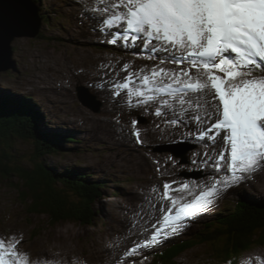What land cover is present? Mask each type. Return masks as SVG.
I'll return each mask as SVG.
<instances>
[{
	"label": "rangeland",
	"instance_id": "374dc122",
	"mask_svg": "<svg viewBox=\"0 0 264 264\" xmlns=\"http://www.w3.org/2000/svg\"><path fill=\"white\" fill-rule=\"evenodd\" d=\"M66 1V5L74 6V3L69 0H49V3L40 1L41 9L36 6L38 7L37 13L41 17L38 36H17L12 40V55L7 62L8 66L0 71V94L3 93L0 98L7 96L4 99L9 104H16L18 95L25 94L30 99L31 103H21L16 105V108H30V110L24 111L33 112L36 116L35 119L38 120L39 128L41 130L44 128L43 132L55 141V145L53 142V145H50L51 152L45 154L46 156L41 159L43 163L58 169L70 166L73 171L70 176L72 181L80 180V178L87 181L88 178L95 183L98 196L94 197L93 200L84 199L91 202L89 205L91 210L93 204L91 217L94 221L85 222V218L74 220L72 217L69 220H60L55 219L50 213L30 212L32 201L23 198L21 188L10 186L7 181H2L0 177V237H14L19 241L18 246L34 259L40 257L44 260L47 257L48 261L53 264H114L113 258L116 257L112 258L114 252H120L119 249H115L116 247H120L121 243H124V248L130 250L141 241L140 237L126 241L127 236H114L115 233L123 229L130 234L133 232L127 222H133L134 219L129 217L140 216L144 219L156 217V210L151 213L149 210L153 203L157 202V200L154 202V197H157L155 194L162 190V184L167 182L171 185L169 195L177 199L178 207L189 199L188 193L199 192L195 187L181 191L183 184H208L207 187H210L216 178L225 175L227 168L224 165L217 172L213 167L220 155L219 149L214 148L213 145L218 140L219 135L216 136L215 141L210 138L212 140L209 144L211 149L205 153L201 151V154H197L196 157L193 149L185 151L184 148H181L184 143L175 146L171 143L172 139H161L155 123L152 124L146 119V122L138 123L136 116L129 112L118 116V111L113 110L114 107L108 100L114 94H107V99L105 92H98L93 87L91 90L95 101H100L102 107L100 105L98 111H92L81 104L76 97V88L79 85L87 84V80L90 81L91 76L95 73L94 70L98 67L95 66L97 63L103 62L100 64L101 66L109 67L113 64L121 69H125L124 66L127 65V69L132 71H135L140 64L132 58H124L114 51L103 49L98 45L99 37L90 40L88 43L81 42V34L76 35L64 27V24L59 23V18H65L67 25L74 24L77 20L72 19L69 13L71 9L67 10L68 14H62L64 5L62 2ZM76 5L75 9L80 13H76L78 14L77 18L81 20L80 5L77 2ZM55 7L57 11H55ZM43 15L46 16V19ZM72 27L75 31L82 32L81 22ZM46 37H51V39ZM90 44L96 46L90 47ZM150 56L152 58H149ZM148 59L154 61L153 55H148ZM141 64L143 63L141 62ZM82 68L92 72V75L79 73L77 69ZM256 74L261 73L256 72ZM45 75L49 76L46 77ZM120 77L121 75L116 74V77L113 78L118 80ZM60 78L71 85L56 88L54 83ZM37 88L42 89L43 99L41 100L44 102L33 100H39ZM156 101L157 99L149 104L152 106ZM69 103H71L70 107ZM116 108L121 111L122 106L117 103ZM42 111L47 112L55 128L61 129L62 126L70 129L64 122H72L74 129L71 130L73 132L70 134L71 138L64 132L54 129L52 123L46 118L47 115L41 113ZM130 117L137 121L141 127L140 130L145 134V136L139 137V141L137 140L139 150H136L131 144L125 145L129 138H118L111 128V126H119L123 128V131H126L125 125ZM119 118H121L120 122ZM132 120L130 121L131 124ZM42 121L45 122V126L40 125ZM50 132L53 134L49 135ZM224 132L223 135H227L226 131ZM212 135H216L215 131ZM72 136L75 137L72 138ZM133 138L137 139L135 135H132L131 139ZM24 139L26 141L14 137V141L16 140L18 144L9 141V139L2 145L12 154L11 146L15 143L20 153L18 160L23 158L25 162H29L28 164L35 166V163L29 161L32 155L36 153L35 148L29 139ZM146 140H149L150 145L147 146ZM200 140L202 139L198 141ZM189 146L193 147L188 144L187 147L190 148ZM121 148H124V152L120 151ZM177 148L181 151L180 156H175L171 152ZM222 149L226 156H230V148L226 142L222 144ZM126 151L128 152L125 153ZM149 153H151L152 158L149 157ZM203 157L205 158L201 161ZM131 159L136 164V166L134 165L135 168L128 167L125 170L126 166H130ZM39 160L40 158L38 162H40ZM152 160L155 161V165ZM206 161L212 162L206 164ZM76 174H79L80 177ZM12 180L16 181V178L14 177ZM243 180L249 183L250 189L255 192L252 194L255 197L250 195L247 199H243L237 192L236 186L238 184H235L219 192L209 207L219 208L220 202L229 199L239 203V206L245 204V206L251 205L259 209L264 208V165L255 172L246 174ZM178 184L181 186L176 187ZM156 185L159 187L156 188ZM260 198L263 201H259ZM165 200L170 207L163 208V213H167V210L172 207L171 201ZM224 207L226 206L219 209ZM172 211L175 213V209ZM230 213V215H235L236 211L233 210ZM201 219H188L186 221L187 226L177 234L172 235L188 233L181 242L178 241V244H165L160 251L151 249V246H144L145 254L138 259L136 258L134 264L225 263V260H219L222 258L216 259L211 256L218 250L216 249L218 245L216 247L214 245L209 246L197 240L192 234V232L195 233L205 227L206 223L194 227ZM202 222H210V220H202ZM132 228L134 231L138 229L135 224ZM111 239H115L118 243H109ZM150 240L151 237H149ZM165 249L172 250V253L168 254L169 256L158 258L155 262L161 253L162 255L166 253L164 252ZM150 253L156 257L152 259ZM263 253L264 245H257L245 253H230L226 260H232L235 264H258L257 257L264 258ZM119 256V259L123 260L125 250ZM170 256L172 260L169 262ZM131 260L132 258L129 256L127 263ZM161 260L165 263H162Z\"/></svg>",
	"mask_w": 264,
	"mask_h": 264
},
{
	"label": "snow or ice",
	"instance_id": "6c2138e0",
	"mask_svg": "<svg viewBox=\"0 0 264 264\" xmlns=\"http://www.w3.org/2000/svg\"><path fill=\"white\" fill-rule=\"evenodd\" d=\"M99 11L111 12L101 20L104 27L123 26L113 33L110 43L123 40L125 46L129 41L136 46L137 40L142 39L143 46L153 51L180 53L161 58V63L166 59L177 65L187 62L207 73L206 82L193 83L183 79L189 75L187 71L177 74L159 68L152 71L151 77H142L143 88L130 87L131 76L127 77L129 82L117 84V88L126 89L129 97L140 98L138 102L143 104L153 102L157 95L170 97L161 101L162 107L173 108L178 104L183 112L185 105L191 103L186 99L187 93L201 91L210 82L222 108L221 118L200 132V138L205 139L215 131L216 135H211L215 141L220 130L226 131L223 139L230 148V156L221 152L213 164L217 172L226 165L225 175L178 207L177 199L169 195L171 185L165 182L163 196L171 201L172 207L164 215L162 226L143 245L148 247L168 238L165 229L177 234L187 226L188 219L205 211L219 192L264 165V0H107ZM257 71L261 74L257 75ZM164 77L171 82L164 83ZM163 114L158 107L155 115ZM180 122L179 114L170 121ZM132 124L135 128L137 121ZM134 135L139 141L140 132L135 131ZM185 189H189L188 184H183L180 190ZM18 245L14 237H0V264H50L47 257L43 261L40 257L31 259ZM257 260L258 264H264V258Z\"/></svg>",
	"mask_w": 264,
	"mask_h": 264
},
{
	"label": "trees",
	"instance_id": "16d2710c",
	"mask_svg": "<svg viewBox=\"0 0 264 264\" xmlns=\"http://www.w3.org/2000/svg\"><path fill=\"white\" fill-rule=\"evenodd\" d=\"M44 18L46 19V17ZM2 95L3 93L0 94V97ZM4 98L7 96L0 98L1 180L7 181L10 186L21 188L23 198L32 201L30 212L50 213L55 219L60 220H69L72 217L74 220L85 218V222L94 221L91 217L93 204L91 210L89 206L91 202L88 199L93 200L94 197L98 196L95 183L88 178L87 181L81 178L72 181L70 176L73 171L70 166L58 169L43 163L41 159L46 156L45 154L51 152L50 145L53 143L55 145V141L43 132L44 128L42 130L39 128L38 120L35 119L36 116L33 112L24 111L29 110L27 108L18 109L16 105L21 104L19 101L16 104H9ZM40 125L45 126V122H40ZM52 134V132L49 133V135ZM14 137L24 141H26L24 138H27L32 142L36 153L32 155L29 161L35 163V166L25 162L23 158L18 160L20 153L15 144L18 142L14 141ZM8 140L15 142L11 146L12 154L2 145ZM39 158L40 162H38ZM76 175L79 176V174ZM14 177L16 181L12 180ZM19 188L16 187L17 190ZM94 190L96 191L94 192ZM85 198L88 199L84 200ZM232 204L230 202V205ZM263 209L251 205H234L229 208L228 214L220 215L215 221L206 223L203 229H199L193 234L197 240L209 246L214 245L216 247L218 245L216 248L218 250L211 256L216 259L222 258L219 260H226L230 253L241 254L248 252L257 245H264ZM90 210L91 212H89ZM233 210L236 211V214L230 215ZM227 217L229 218L227 219ZM171 253L172 250L162 256H169ZM171 260L170 256L169 262Z\"/></svg>",
	"mask_w": 264,
	"mask_h": 264
},
{
	"label": "bare ground",
	"instance_id": "6f19581e",
	"mask_svg": "<svg viewBox=\"0 0 264 264\" xmlns=\"http://www.w3.org/2000/svg\"><path fill=\"white\" fill-rule=\"evenodd\" d=\"M71 2L74 3V6L70 7V5H66L67 4V1L66 2H62L63 7H62V11H63V15L64 14H68L67 13V10L68 9H71L70 10V15L72 17V19H77L74 24H69L67 25V20L64 19H61L59 18V23L60 24H64V27H67L71 32L75 33L76 35H80V37H83V36H86V38H90L89 35L95 33L97 36V38L99 36H103L104 38H106L108 40V42L113 38V33L117 32V31H121L122 30V27L121 28H111V29H108L106 27L103 26V24L101 23V18L94 15V16H89V12L93 9V8H96V10L98 11V8L96 6H91L85 16H82L81 20L77 18V15L80 14L76 11L75 9V6L76 5V2L78 0H69ZM98 7L101 9L103 8L101 5H98ZM41 8V7H39ZM42 9H45V8H42ZM44 11H48V10H44ZM55 11H57V8L55 7ZM78 13V14H76ZM111 14V12H109ZM81 22V25H82V28H83V31L82 32H77L75 31V29H73L72 26L76 25L77 23ZM45 23V21H44ZM88 26V27H87ZM50 27V26H49ZM87 27V28H86ZM59 29V26L57 27ZM93 28H96L97 31H94ZM49 29V28H48ZM94 34V35H95ZM123 41V40H122ZM143 41V40H142ZM124 42V41H123ZM131 41H129L128 43H130ZM144 43V41H143ZM153 44L156 45L157 48H159V44H157L156 41H152ZM100 44V42H99ZM110 45H112V47L116 48V49H119L121 47H123V43L121 42V40H118L117 43L113 44V43H110ZM144 47V46H143ZM145 48V47H144ZM147 49L149 52H151L152 54H159V55H163V56H171V55H180L179 52H169V51H163V50H158V51H153L151 47H148V48H145ZM101 63H97L95 66H98L96 67V69L94 70L95 74L93 76V80L90 81V84H91V88H93L94 86L97 85V79H99L102 84L100 85V89H102L103 91H107V92H113V87L114 85L112 83H110L113 79V77L111 75H106L105 72H104V69L106 67H109V66H101L100 65ZM111 68H114V66H111ZM155 68H142L140 73L137 75V79L136 81H128L126 78H124L122 75L120 77V82L121 84L122 83H125V82H129L130 83V86L134 87V88H143L144 85L142 83V77L144 76H149L151 77V72L154 70ZM166 70H170L168 68H164ZM157 70V69H156ZM159 70V69H158ZM157 70V71H158ZM182 67H181V70L178 72V74L182 71ZM124 72L125 73H128L130 72L128 69H124ZM92 73V72H91ZM189 76V75H188ZM188 76H184L183 79L186 80V81H189V82H197L199 80H196V79H187ZM116 77V75L114 76ZM118 79V78H117ZM157 80L161 79V78H156ZM163 79V82L164 83H170L171 81L167 78V77H164L162 78ZM200 82V81H199ZM201 82H206L205 79L201 80ZM38 85V84H37ZM37 89H40V88H37ZM120 90L124 93L125 95V98L122 99V102L124 103V106L126 104L129 103L130 100H132L131 97H129V95H126V92L124 91V89L120 88ZM15 92V91H13ZM17 94V92H15ZM110 94H114L113 96L109 97V98H115L116 101H118L119 97H120V94L117 95L116 93H110ZM151 94V93H149ZM140 99V98H138ZM138 99H135L136 102ZM157 101L155 102L154 105H150L149 103L147 104V106H149V108L151 109H154L156 110L158 107H161V110H163V107H162V104H161V101L163 99H171L170 97H165L163 95H157ZM186 99L189 100L191 103L190 104H186L185 105V111L183 112H180V106L178 104H175L173 105V108L176 110L175 112L173 111V108H169L172 110V112L177 115L179 114L180 115V121H182V129L181 130H178L176 133H174V136H178V137H182V138H186V139H190V140H199L201 139L200 138V132L202 131H205L207 130L208 128H210L213 124H215L217 122L218 119L221 118L220 116V112L222 111V108L220 107L219 105V100H218V97L215 96V93H214V90L211 88V86L208 84V87L204 88L203 90L201 91H197V92H191L189 91L187 93V96H186ZM41 100V99H39ZM126 100V102H125ZM41 102H44L43 100H41ZM113 106L115 107V104L114 102L112 103ZM71 103H69V107H70ZM136 105V103H135ZM40 112V110H39ZM41 113H43L44 115H47V119L52 123L53 125V128L56 129V130H60L61 132H64L65 134H67V136H69L71 138V130L74 129V124L71 122L69 123L68 121L67 122H64L66 123V125L70 128V129H67L65 127H60L61 129H58V128H55L54 127V124H53V121L50 120V118L48 117V114L46 111H42ZM153 117V116H152ZM196 117H200L199 120L196 119ZM94 119V118H93ZM96 119V118H95ZM97 120V119H96ZM89 122V121H88ZM215 122V123H214ZM123 123V122H122ZM121 125V124H120ZM111 128L113 129V131L116 133V135L118 136V138L120 139H128V142L126 141L125 142V145H130L132 147H135L136 150H139V145L137 144V139L133 138L131 139L132 137V134L129 133L128 131H123V129L119 126H111ZM223 130H220L219 131V137H218V140L215 141L213 143L214 145V148L217 147L219 150V154L221 152H225L223 149H222V144H225V141L223 139L224 135H223ZM221 133V134H220ZM18 134H21L20 132H18ZM212 135V134H211ZM211 135L206 137L208 139L211 138ZM143 139L145 140V138L143 137ZM147 139V138H146ZM182 141V140H181ZM135 146H134V144ZM211 149L210 145H208L204 150H201L202 153H205V151ZM121 152H124V148H121L120 150ZM198 151V149L196 150ZM200 151V150H199ZM128 151H126L125 153H127ZM118 154V152H117ZM134 154V152H133ZM227 154V153H226ZM134 158V157H132ZM205 158V157H203ZM134 160L131 159V162H130V166H126L125 167V170L129 167L131 169L135 168L134 165L136 166V164L133 163ZM212 161H206V164L210 163ZM127 165H129L127 162H126ZM57 166V165H56ZM51 168H53L51 165L49 166ZM240 182L242 183H245V181L241 180ZM156 188H158L159 186L156 185L155 186ZM154 187V189H155ZM157 197H154V200H156ZM248 198V197H247ZM246 198V199H247ZM249 200V199H248ZM259 201H263L261 198ZM230 202H233L234 203V200H230ZM264 202V201H263ZM125 206V205H124ZM125 208V207H124ZM121 210V209H120ZM121 212V211H120ZM213 211L210 210V209H206L205 211H202L199 215L201 216H208L210 218L212 217H215L213 215H208V214H212ZM172 214H175L173 211H172ZM127 216V215H126ZM129 217V216H127ZM129 218H132L134 219L133 222L134 224L136 225V227H138L137 231L133 232L131 234V236L129 238L126 239V241L130 240V239H133V238H137V237H140L141 238V241L135 246L133 247L132 249H136V251L133 253L132 252V249L127 251L125 248H124V243H121V246L120 247H116L115 249H119L120 252L119 253H115L114 251V254L112 256V258L114 256H116L115 258H113V262L114 264H134V262L138 259L136 256L140 255L142 250H143V243H145V241L147 240V236H152L153 233L157 230V228H160L163 224V219H158L156 222L154 223H150V221L148 222H144L140 217H129ZM155 219V218H153ZM162 220V223H160V221ZM133 222H127L128 225H132ZM128 232V231H127ZM129 233V232H128ZM116 234V233H115ZM110 241H113L112 239ZM108 247V246H107ZM114 249V250H115ZM125 250V258L123 260H120L119 259V255L122 254V251ZM107 254V253H106ZM129 254H131V258L132 260L128 262V257L130 256ZM151 254V253H150ZM264 254V253H263ZM147 255V254H146ZM151 258L154 259L156 256L151 254ZM262 256V255H261ZM160 256H158L155 261L159 258ZM137 258V259H136ZM258 258V257H257ZM263 258V257H262Z\"/></svg>",
	"mask_w": 264,
	"mask_h": 264
},
{
	"label": "water",
	"instance_id": "95a60500",
	"mask_svg": "<svg viewBox=\"0 0 264 264\" xmlns=\"http://www.w3.org/2000/svg\"><path fill=\"white\" fill-rule=\"evenodd\" d=\"M41 17L34 0H0V71L4 70L12 55V40L17 36L37 37ZM85 103L88 98L81 93Z\"/></svg>",
	"mask_w": 264,
	"mask_h": 264
}]
</instances>
